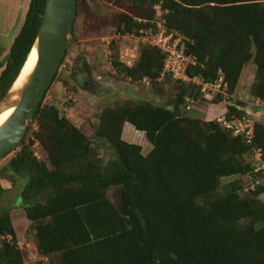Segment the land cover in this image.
<instances>
[{
  "label": "trees",
  "instance_id": "1",
  "mask_svg": "<svg viewBox=\"0 0 264 264\" xmlns=\"http://www.w3.org/2000/svg\"><path fill=\"white\" fill-rule=\"evenodd\" d=\"M128 1L140 15L149 11V20L159 6L166 27L184 36L181 45L195 57L186 69L189 77L211 83L222 77L233 98L252 63L248 92L264 103V0ZM44 4L30 0L0 63V100L34 44ZM142 27L125 13L116 23L120 34H137ZM163 59L159 49L145 45L133 66L114 65L131 79L155 80ZM175 82L172 105L143 101L100 113L93 129L112 150L106 162L55 106L35 107L30 117L37 130L27 144L22 140L0 178L22 183L20 207L31 221L38 256L48 264H264V171L246 158L260 149L264 159V122H253L249 142L233 136L216 118L245 117L244 104L233 99L201 121L188 115L186 102L216 100L198 85ZM125 123L144 133L146 154L121 138ZM32 145L44 150L46 160L34 155ZM244 176L252 178L251 187L238 182ZM109 189L118 195L116 204ZM16 240L9 210L0 209V264H24Z\"/></svg>",
  "mask_w": 264,
  "mask_h": 264
},
{
  "label": "rangeland",
  "instance_id": "2",
  "mask_svg": "<svg viewBox=\"0 0 264 264\" xmlns=\"http://www.w3.org/2000/svg\"><path fill=\"white\" fill-rule=\"evenodd\" d=\"M155 7L157 17H163L164 13L159 10V6ZM76 8L78 13L75 16L64 58L41 103L42 106L53 105L60 111V114L65 115L88 137L91 147L100 154L103 162H106L111 159L112 150L104 141L94 136L93 129V126L98 123L100 113L105 108L143 101L155 106L172 105L176 99L178 84L168 76L158 77L150 82L134 80L114 65V62L120 61H129L134 65L139 57V50L143 46L136 43L133 34H120L116 31L119 15L128 14L136 21L149 20L146 19L149 11L144 12V16L140 15L139 10L135 11L131 8L128 0L118 2L114 0H78ZM9 39L10 37L4 41L6 47L9 45ZM5 56L0 50V63L4 62ZM83 66L86 67V72L89 75L88 81H85L84 73H80ZM254 68L252 63L245 66L236 97L232 98L224 90V93H221L222 97L219 98L216 95L217 92H214L211 97L216 100L215 103L202 101V97H200L196 101L186 102L185 111L191 117L207 121L219 112H223L225 105L228 102L234 103L233 99H235L236 102L244 104L245 118L252 122H264L263 102L248 92L253 81ZM77 75L80 76V83L76 80ZM187 106H189L188 109ZM35 130H37L36 120L31 121V117H29L23 139L26 144L33 138ZM132 132L133 136L129 141L139 144L142 153L146 154L150 149V144L145 139L144 133L134 130V128ZM18 149L19 147L0 159V169L16 155ZM31 149L38 159L46 160V154L41 147L32 145ZM246 158L255 162L254 155ZM238 179V182L245 188L253 185L250 176ZM9 183L12 189L0 195V209L9 210L15 233L22 239L19 238L20 241L16 240V243L24 253V264H48L47 259L40 261L36 254L32 241L33 233L30 230L31 221L20 207L22 183L13 185L10 180ZM108 197L113 203L118 202V195L114 189L108 190ZM261 200L264 201V194L261 196Z\"/></svg>",
  "mask_w": 264,
  "mask_h": 264
},
{
  "label": "water",
  "instance_id": "3",
  "mask_svg": "<svg viewBox=\"0 0 264 264\" xmlns=\"http://www.w3.org/2000/svg\"><path fill=\"white\" fill-rule=\"evenodd\" d=\"M76 3L77 0H45L33 44L37 51L34 68L18 91L12 90L14 81L0 100V114L12 109L0 125V159L14 151L22 142L28 118L42 101L64 58L75 20ZM77 81L80 83V76Z\"/></svg>",
  "mask_w": 264,
  "mask_h": 264
},
{
  "label": "built area",
  "instance_id": "4",
  "mask_svg": "<svg viewBox=\"0 0 264 264\" xmlns=\"http://www.w3.org/2000/svg\"><path fill=\"white\" fill-rule=\"evenodd\" d=\"M156 8V7H155ZM142 23V27L137 34H133L136 43L143 46H152L159 49L164 54L163 67L159 77L169 75L172 80H181L187 83L200 86V91L204 96L210 97L217 93H224L226 86L223 83L222 77L215 82H203L197 76L189 77L186 74V69L189 65L195 63V57L187 54L181 42L183 35L176 30H171L166 27L165 20L157 15L151 20H137ZM127 66L133 65L132 62L122 61ZM149 78H144V82H149ZM264 104V103H263ZM189 108V107H188ZM217 121L233 136L244 135L247 142L250 141L252 133V124L248 118H231L227 120L224 116L218 117ZM255 161L258 163V170L264 171V159L260 149L254 151Z\"/></svg>",
  "mask_w": 264,
  "mask_h": 264
},
{
  "label": "crops",
  "instance_id": "5",
  "mask_svg": "<svg viewBox=\"0 0 264 264\" xmlns=\"http://www.w3.org/2000/svg\"><path fill=\"white\" fill-rule=\"evenodd\" d=\"M29 3H30V0H0V50L3 52L4 56L7 55L12 41L14 40L15 36L18 34L20 27L23 24ZM8 37H10L8 41L9 45L6 47L4 41ZM1 70H2V67L0 68V71ZM133 128L134 127L129 123L124 124L123 130H122L123 140L130 142L129 139H132V136H133V132H132ZM130 143H133V142H130ZM0 186L4 189L3 193L8 192L12 189V186L10 185L9 180L6 178H0ZM14 231H15V228H14ZM16 238L17 240H19V238L21 239V237H18L17 235H16ZM33 244H34V241H33ZM34 248L36 250L35 244H34ZM36 254H38L37 250H36ZM43 259H46V258H42L39 256L40 261H43Z\"/></svg>",
  "mask_w": 264,
  "mask_h": 264
},
{
  "label": "bare ground",
  "instance_id": "6",
  "mask_svg": "<svg viewBox=\"0 0 264 264\" xmlns=\"http://www.w3.org/2000/svg\"><path fill=\"white\" fill-rule=\"evenodd\" d=\"M37 59L36 47L33 46L31 51L28 53L27 58L19 72L17 79L15 80L12 90H19L23 85L27 76L31 73L34 68ZM12 112V109H8L0 114V125L6 120L9 114Z\"/></svg>",
  "mask_w": 264,
  "mask_h": 264
},
{
  "label": "flooded vegetation",
  "instance_id": "7",
  "mask_svg": "<svg viewBox=\"0 0 264 264\" xmlns=\"http://www.w3.org/2000/svg\"><path fill=\"white\" fill-rule=\"evenodd\" d=\"M81 72L84 73L85 81H88V80H89V78H88L89 75H88L87 72H86V67H85V66L82 67L80 73H81ZM78 76H79V75L76 76V80H77V77H78ZM87 83H88V82H87Z\"/></svg>",
  "mask_w": 264,
  "mask_h": 264
}]
</instances>
